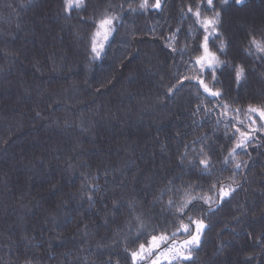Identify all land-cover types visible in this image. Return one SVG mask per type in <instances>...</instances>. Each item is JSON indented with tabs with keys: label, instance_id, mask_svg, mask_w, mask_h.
Returning a JSON list of instances; mask_svg holds the SVG:
<instances>
[{
	"label": "trees",
	"instance_id": "obj_1",
	"mask_svg": "<svg viewBox=\"0 0 264 264\" xmlns=\"http://www.w3.org/2000/svg\"><path fill=\"white\" fill-rule=\"evenodd\" d=\"M155 2L86 0L69 12L65 0H0V264H132L125 248L146 240L132 243L136 217L155 234L178 215L169 199L214 196L217 181L235 192L211 212L197 202L210 227L187 264H264V136L233 153L234 116L264 106V53L251 44L264 41V0H214L222 36L209 48L227 44L219 99L183 80L199 75L196 7L212 13L201 0ZM102 15L117 19L97 58ZM204 158L211 175L200 178Z\"/></svg>",
	"mask_w": 264,
	"mask_h": 264
},
{
	"label": "snow or ice",
	"instance_id": "obj_2",
	"mask_svg": "<svg viewBox=\"0 0 264 264\" xmlns=\"http://www.w3.org/2000/svg\"><path fill=\"white\" fill-rule=\"evenodd\" d=\"M229 0H221L222 4H228ZM234 3L237 5H243L245 0H234ZM201 4L205 6L206 10L211 12L210 16H202L201 6L197 5L194 15L197 22L201 25L204 31L202 43L199 46L201 54L195 57V64L199 66V75L196 77L185 76L183 80L193 79L196 81V84L202 88L203 93L214 98H221L223 96V90L217 89L216 85L221 83L217 77V70L222 66L227 64V61L221 60L219 54H226L227 44L223 39L220 40L215 51L209 49V38L216 37L219 38L222 36L220 31L222 27V18L221 12L216 9L214 0H201ZM86 0H65V8L67 11L71 12L72 8H86ZM122 7V5H121ZM147 7V0H144V3L141 5V8ZM153 7L159 10L161 5V0H156ZM135 11V9H132ZM189 12H193L192 7L188 8ZM117 19L115 16L111 15H102L98 21L95 22L96 31L92 35V52L95 53L97 57L100 55V50L103 49V43L98 42L97 37L102 36L104 41H107L109 36L114 31V21ZM180 31L177 29V32ZM251 44L255 48L264 53V41H257L254 37L251 40ZM176 51V49H173ZM191 59V58H190ZM188 63L187 61L185 62ZM244 68L242 66L237 67L235 72V82L239 85L242 75L244 74ZM206 74L207 77H210V83L212 87L209 86V83H206ZM183 83V81H181ZM171 92V89L169 90ZM227 108L226 104L217 105ZM198 105V110H199ZM239 111V110H237ZM248 111L250 113H256L259 115L261 120H264V106L262 107H253L249 106ZM242 123V121H241ZM255 123V121H253ZM264 127V124L261 125ZM237 132L240 131L239 128L236 129ZM241 136L245 137V140L251 139L245 133H241ZM241 147V145H237ZM234 151V150H233ZM183 163V159L181 161ZM227 163V159L224 161ZM191 166L195 167L192 164V161L188 162ZM199 165L202 166L200 169L201 177L203 178L206 175H211L210 165L211 161L208 158L200 159ZM236 167L239 168L240 164H236ZM219 181L211 185L210 190L214 191L216 194L214 196H191L186 195L184 199L178 205L172 199L168 201V207H175L176 213L172 220L165 218L163 225H157L152 229V232L155 234H150L145 231V224L141 217H136L137 221L140 224L139 236L132 243H136L141 237H146L144 243H139V246L134 251H129L128 248H125V252L131 258L132 264H187V262H192L194 257L192 253L198 250L201 246L202 236L206 230L210 227V224L205 223L206 213H204L203 207L198 208L197 202L202 201L203 205H207L208 211H214L212 208L213 204L217 206L222 205L225 199L230 198L232 193L235 192V188L225 189L223 185H220L217 188ZM91 200V197L89 198ZM194 212H200L201 215L195 217L192 215ZM187 220V223L185 222ZM172 224L175 226V231L171 233L168 232V225ZM180 237H183L182 239ZM253 257H246V260L251 261ZM104 264H120V260L117 259L113 261L111 258L104 262Z\"/></svg>",
	"mask_w": 264,
	"mask_h": 264
},
{
	"label": "rangeland",
	"instance_id": "obj_3",
	"mask_svg": "<svg viewBox=\"0 0 264 264\" xmlns=\"http://www.w3.org/2000/svg\"><path fill=\"white\" fill-rule=\"evenodd\" d=\"M196 22H197V20H196ZM197 24L201 27V25L198 22H197ZM210 38H212V37H210ZM96 39L98 40V42L103 43V45H104L103 49L100 50V55H101L108 40L104 41L102 36L97 37ZM93 54L95 57H97L95 55V53H93ZM199 54H201V51ZM100 55H99V57H100ZM196 66H197V69L199 70V66L198 65H196ZM200 89H202V88H200ZM225 115L228 116L227 112L225 113ZM234 119L236 120V125L238 127L236 126V128L234 130L236 132V139H235L236 144L234 146V152L233 153H235L238 150L240 151V150H243L244 148H246V146H248V143H252L253 140H257V136H260V135L264 136V127H261V125L264 124V120H261L258 114L250 113L247 110V112L246 113L244 112V115L240 118V115L237 112V114L234 116ZM241 121H242V123H241ZM253 121H255V123H253ZM237 128L240 129L239 132L236 131ZM241 133H245L247 136L251 137V139L246 141L245 137L241 136ZM238 144L241 145V147H237Z\"/></svg>",
	"mask_w": 264,
	"mask_h": 264
}]
</instances>
